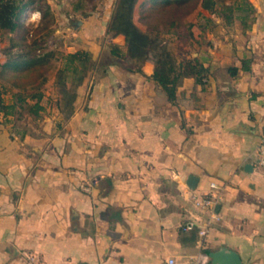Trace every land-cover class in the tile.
<instances>
[{
  "label": "crops",
  "instance_id": "0c3cea01",
  "mask_svg": "<svg viewBox=\"0 0 264 264\" xmlns=\"http://www.w3.org/2000/svg\"><path fill=\"white\" fill-rule=\"evenodd\" d=\"M250 1L252 27L205 32L207 76L182 77L174 101L147 59L94 75L88 91L85 78L67 120L41 133L0 112V264H212L223 248L264 264V0ZM212 182L219 219L194 200Z\"/></svg>",
  "mask_w": 264,
  "mask_h": 264
},
{
  "label": "trees",
  "instance_id": "16d2710c",
  "mask_svg": "<svg viewBox=\"0 0 264 264\" xmlns=\"http://www.w3.org/2000/svg\"><path fill=\"white\" fill-rule=\"evenodd\" d=\"M83 3V0H78L75 9L82 8ZM27 8L41 13L34 27L25 21ZM138 8V20L145 25L144 28L135 20ZM213 14L222 17L227 25H233L238 20L244 29H249L256 19V8L250 0H116L108 31L113 36L124 35L127 46L124 50L113 42L110 53L127 63H132V58L142 49L146 50L147 59L155 56L157 66L152 77L168 99L174 101L182 77H194L197 82L203 83L208 70L199 56L185 58L177 65L165 49L164 57H161L160 48H164L163 44L160 45L161 37L181 33L185 29L194 35L191 30L196 25L203 28L200 32L202 36L204 28L212 30L216 26ZM194 17L202 21L198 22ZM52 18L51 7L43 0H0V37L7 35L9 39V46L2 51L5 60L0 61V112L6 119L17 112L19 104L22 107L26 104L36 115L45 108L42 103L44 95L39 88L48 80L46 73L54 67L55 60L61 63L57 70V82L66 92L72 89L66 98L67 107L71 109L78 87L88 73L98 67L94 53L87 47L70 52L47 49L44 38L53 32L50 27ZM44 29H47L45 33L42 32ZM152 45L160 46L159 50H151ZM233 68L237 71V67ZM243 69H250V60H243ZM14 86L20 91L30 92L33 103H29L27 95L20 91L14 92L16 101L6 102L4 94ZM22 132L23 129L17 130V133Z\"/></svg>",
  "mask_w": 264,
  "mask_h": 264
},
{
  "label": "rangeland",
  "instance_id": "374dc122",
  "mask_svg": "<svg viewBox=\"0 0 264 264\" xmlns=\"http://www.w3.org/2000/svg\"><path fill=\"white\" fill-rule=\"evenodd\" d=\"M48 3L53 12V18L50 21V27L53 29V32L49 35H46L44 40L47 45V49H56L57 51L70 52L71 50H76L78 48L87 47L95 55L97 59L98 67L88 73L87 77V91L90 87V81L93 79L94 75H102L108 73V70L111 69V66L120 69L119 67L135 68L141 65V62L147 60L145 56V49L140 50L135 54V57L132 58V63H127L126 60L120 59L110 53V48L112 45V33L108 31L109 23L112 18L116 0H83L84 5L80 9H75V6L78 0H43ZM139 8L136 9L135 20L137 24L144 28V24L138 20ZM39 12L37 9L27 8L25 12V21L31 23L34 27L38 21H31L32 13ZM40 13V12H39ZM196 16V14H195ZM213 18L219 22L217 27H214L212 35L219 39L218 30L222 27H227L224 19L215 14L212 15ZM198 22L202 21L199 18H195ZM244 29V26L240 21H236L233 25H237ZM220 26V27H219ZM207 34L209 28H204ZM203 28L199 25L195 26L191 31L194 32V35H191L187 29L181 31L177 34H166L162 36L160 45L163 44L164 48H160L161 57H164V50L166 53L170 54L174 59H183L195 57L198 55V49L200 44L205 46L208 43V35H200L199 31H202ZM47 29H44L42 32H46ZM210 31V32H211ZM216 32V33H215ZM227 36V35H226ZM225 39V36H224ZM126 42V41H125ZM123 43V40H122ZM9 46V39L7 35L0 37V61L5 60V56L2 55L3 49ZM71 46V50L68 48ZM151 50H159L157 45H152ZM126 48V47H124ZM156 59L155 56H153ZM156 63V62H155ZM119 64V65H117ZM140 64V65H139ZM61 65L60 61H54V67L50 72H47L48 80L43 84L39 91L43 93L44 97L42 103L45 108L40 111L38 115L32 113L29 107L25 106L17 107V112L12 116L13 120L18 121L19 127L26 130H31L32 133H41V130L44 129L45 124L49 123L53 116L62 117V121H66L70 107H67V97L72 93V89H69V94L66 92L63 87L57 82V70ZM119 66V67H117ZM128 71V70H127ZM126 71V72H127ZM111 72V71H110ZM90 79V80H89ZM9 85V84H8ZM10 86V85H9ZM11 87V86H10ZM79 88V87H78ZM78 90V89H77ZM20 91L17 87H12L8 92L4 94V99L6 102L16 101L15 93ZM15 92V93H14ZM34 92V91H33ZM20 93L27 95V100L29 103H33V99L30 97V92L20 91ZM77 97V96H76ZM60 109L61 114H55V110ZM55 118V119H56ZM19 128V129H20Z\"/></svg>",
  "mask_w": 264,
  "mask_h": 264
},
{
  "label": "built area",
  "instance_id": "2783aa9c",
  "mask_svg": "<svg viewBox=\"0 0 264 264\" xmlns=\"http://www.w3.org/2000/svg\"><path fill=\"white\" fill-rule=\"evenodd\" d=\"M258 163L261 167L264 168V129L261 135V140L258 147ZM222 198L221 190H219L218 185L215 182L211 183V190L200 196H195L194 200L197 206L205 207L210 209L211 217L219 219V216L216 213L215 207L218 201ZM209 223H206L204 226L198 229V232L201 236H205L208 231ZM197 226L193 221H188L185 225H183L184 231H190L195 229ZM170 264H174V260L171 259L169 261Z\"/></svg>",
  "mask_w": 264,
  "mask_h": 264
},
{
  "label": "water",
  "instance_id": "95a60500",
  "mask_svg": "<svg viewBox=\"0 0 264 264\" xmlns=\"http://www.w3.org/2000/svg\"><path fill=\"white\" fill-rule=\"evenodd\" d=\"M197 177L190 175L187 184L189 187H195ZM212 264H242L239 254L231 249H219L208 254Z\"/></svg>",
  "mask_w": 264,
  "mask_h": 264
},
{
  "label": "clouds",
  "instance_id": "9594fccd",
  "mask_svg": "<svg viewBox=\"0 0 264 264\" xmlns=\"http://www.w3.org/2000/svg\"><path fill=\"white\" fill-rule=\"evenodd\" d=\"M41 17V13L39 12H35V13H32L31 15V21L35 22V21H38Z\"/></svg>",
  "mask_w": 264,
  "mask_h": 264
}]
</instances>
